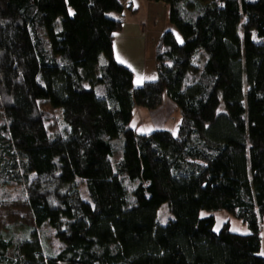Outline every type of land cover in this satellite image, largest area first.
<instances>
[{
    "label": "trees",
    "instance_id": "obj_1",
    "mask_svg": "<svg viewBox=\"0 0 264 264\" xmlns=\"http://www.w3.org/2000/svg\"><path fill=\"white\" fill-rule=\"evenodd\" d=\"M148 1L168 5L182 41L170 26L157 78L136 87L114 53L133 2L0 0V180L25 184L35 222L0 235V264H261L264 0ZM165 94L176 132L130 126ZM203 210L249 232H217Z\"/></svg>",
    "mask_w": 264,
    "mask_h": 264
},
{
    "label": "rangeland",
    "instance_id": "obj_2",
    "mask_svg": "<svg viewBox=\"0 0 264 264\" xmlns=\"http://www.w3.org/2000/svg\"><path fill=\"white\" fill-rule=\"evenodd\" d=\"M125 1L128 3V0H124V2ZM132 1L137 10L132 12L127 9L124 15L128 22H135L143 26V32L145 33L144 68L147 75L152 76L157 72L155 64V48L158 43V39L165 32L167 26H173L169 19V8L168 5L162 1ZM203 1L207 2L210 0ZM242 17L239 28L241 32L243 31ZM173 29V31L177 33L179 41H182V37L177 28L173 26ZM255 40L264 43V37L255 36ZM203 60L204 58L201 57V62ZM97 92L100 93V90ZM165 102L175 104L170 98H168L167 95L163 98V103ZM156 109L153 110L155 111ZM153 110H149L144 107L135 108L134 116L130 126L137 129L139 133H150L151 131L156 130L158 126L169 128L173 132L177 131L181 118V111L179 108H177L174 112L169 106H166L165 110H161L160 113H154ZM112 144L114 147V155L112 160L114 163H116L119 158L123 156V135L120 134L114 138L112 140ZM79 186L83 194L87 195L83 181H79ZM212 213L216 218V224L214 228L215 231L218 232L222 224L226 221H229L231 229L234 232L242 234L249 232V229L246 225H244L239 219L234 217L226 210H219L216 212L203 210L201 211V216H208ZM172 218L173 214L169 211L168 205L166 203L161 205V207L158 209L159 221L165 224ZM34 227L35 222L32 212L28 203L26 202L25 184L17 182H5L0 180V235L5 237H12L14 235L18 237H25ZM42 231L46 232V241L56 247L57 243L52 238L49 228H43ZM261 235L262 245L257 257L264 258V218L261 221ZM11 253L12 250H10V254Z\"/></svg>",
    "mask_w": 264,
    "mask_h": 264
},
{
    "label": "crops",
    "instance_id": "obj_3",
    "mask_svg": "<svg viewBox=\"0 0 264 264\" xmlns=\"http://www.w3.org/2000/svg\"><path fill=\"white\" fill-rule=\"evenodd\" d=\"M128 2H133V1L128 0ZM168 28H170V26H167L166 30ZM144 41H145V33L143 32V26L135 22H128L127 19L125 21L122 30L115 34V40H114L115 57L119 63L127 66L133 71L134 86L136 87L141 86L147 80H155L158 76L157 72L155 75L148 76L145 71ZM156 69H157V65H156ZM166 106H169L171 110H173V112L176 111L177 109L176 104L165 102L162 104L161 107H159L155 111L153 110V112L160 113L161 110H165ZM157 129H169V128L158 126ZM257 259L260 261L261 264H264V258L258 257Z\"/></svg>",
    "mask_w": 264,
    "mask_h": 264
},
{
    "label": "snow or ice",
    "instance_id": "obj_4",
    "mask_svg": "<svg viewBox=\"0 0 264 264\" xmlns=\"http://www.w3.org/2000/svg\"><path fill=\"white\" fill-rule=\"evenodd\" d=\"M123 62V61H122Z\"/></svg>",
    "mask_w": 264,
    "mask_h": 264
}]
</instances>
